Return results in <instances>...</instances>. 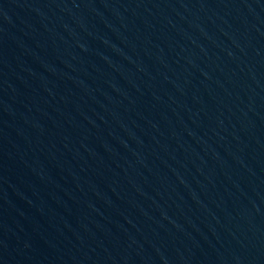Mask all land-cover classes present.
<instances>
[{"label":"water","instance_id":"obj_1","mask_svg":"<svg viewBox=\"0 0 264 264\" xmlns=\"http://www.w3.org/2000/svg\"><path fill=\"white\" fill-rule=\"evenodd\" d=\"M0 264H264V0H0Z\"/></svg>","mask_w":264,"mask_h":264}]
</instances>
